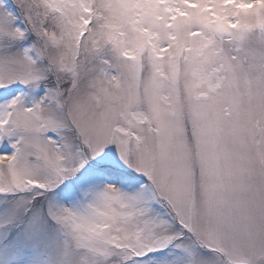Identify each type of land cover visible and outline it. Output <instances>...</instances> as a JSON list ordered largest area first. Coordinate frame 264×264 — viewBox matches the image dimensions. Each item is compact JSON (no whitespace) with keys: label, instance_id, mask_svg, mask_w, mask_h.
<instances>
[{"label":"snow or ice","instance_id":"1","mask_svg":"<svg viewBox=\"0 0 264 264\" xmlns=\"http://www.w3.org/2000/svg\"><path fill=\"white\" fill-rule=\"evenodd\" d=\"M0 264H264V0H0Z\"/></svg>","mask_w":264,"mask_h":264}]
</instances>
